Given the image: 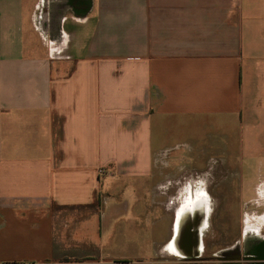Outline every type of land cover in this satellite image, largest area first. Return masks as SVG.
<instances>
[{"label": "crops", "instance_id": "obj_1", "mask_svg": "<svg viewBox=\"0 0 264 264\" xmlns=\"http://www.w3.org/2000/svg\"><path fill=\"white\" fill-rule=\"evenodd\" d=\"M214 214L240 234L206 254ZM238 256L264 264V0H0V264Z\"/></svg>", "mask_w": 264, "mask_h": 264}, {"label": "rangeland", "instance_id": "obj_2", "mask_svg": "<svg viewBox=\"0 0 264 264\" xmlns=\"http://www.w3.org/2000/svg\"><path fill=\"white\" fill-rule=\"evenodd\" d=\"M219 200V199H216ZM234 209L237 210V205L235 204ZM240 214H214L212 221V245L207 246V253L211 254L216 252L223 247L231 244L235 238L239 237L240 234ZM226 224V228H222L221 222Z\"/></svg>", "mask_w": 264, "mask_h": 264}, {"label": "water", "instance_id": "obj_3", "mask_svg": "<svg viewBox=\"0 0 264 264\" xmlns=\"http://www.w3.org/2000/svg\"><path fill=\"white\" fill-rule=\"evenodd\" d=\"M220 259H221V260H224V261H226V262H227V261H237V260L240 261V260H241V257L238 256V257H236V258H234V259H230V258L227 259V258H224V257H223V258L220 257ZM227 264H238V262H236V263H228V262H227Z\"/></svg>", "mask_w": 264, "mask_h": 264}]
</instances>
